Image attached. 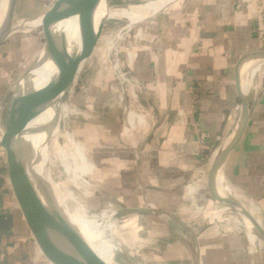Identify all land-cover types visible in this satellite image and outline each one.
<instances>
[{
	"label": "crops",
	"instance_id": "0c3cea01",
	"mask_svg": "<svg viewBox=\"0 0 264 264\" xmlns=\"http://www.w3.org/2000/svg\"><path fill=\"white\" fill-rule=\"evenodd\" d=\"M165 26L167 37L156 35L146 46L145 41L136 46L131 67L135 101L141 103L131 142L135 183H142L139 206L153 203L158 215L172 212L158 210L160 195L149 192L180 194L189 181L202 190L216 154L237 127L236 64L243 55L264 49V0L190 1ZM258 62L241 72V80L247 76L240 81L244 94L253 76L250 113L218 174L231 198L264 229V72L256 74L264 61ZM0 264H52L26 224L1 154Z\"/></svg>",
	"mask_w": 264,
	"mask_h": 264
},
{
	"label": "rangeland",
	"instance_id": "374dc122",
	"mask_svg": "<svg viewBox=\"0 0 264 264\" xmlns=\"http://www.w3.org/2000/svg\"><path fill=\"white\" fill-rule=\"evenodd\" d=\"M54 1L18 0L15 17L38 16ZM145 1L109 0L108 7L140 5ZM190 1L195 0H176L134 23L126 18L105 19L95 44L79 65L53 127L49 125L54 109L49 108L43 145L50 138L44 153L51 163L47 168L55 194L65 198L68 209L88 216L107 215L110 221L121 225L131 213L115 211L142 207V183H135V149L131 147L132 131L139 122L137 118L141 119L136 115L141 114V103L135 101L137 88L131 71L135 48L144 41L146 46L153 36L167 37L170 31L166 22ZM43 43L42 30L36 28L30 33L15 32L0 46L1 127L6 101ZM260 72H264V64L256 74ZM130 113L135 114L133 126L128 120ZM218 181L220 188L230 193L223 180ZM202 185L200 190L199 184L189 181L180 194H149L160 195L155 198L158 210L170 211L190 225L191 234L197 237L201 264H264V245L255 250L244 226L235 217L237 213L212 201L206 176ZM121 232L127 238L132 237V232L135 235V246L127 250L133 252L138 264H192L191 234L163 213L138 214L134 225Z\"/></svg>",
	"mask_w": 264,
	"mask_h": 264
},
{
	"label": "water",
	"instance_id": "95a60500",
	"mask_svg": "<svg viewBox=\"0 0 264 264\" xmlns=\"http://www.w3.org/2000/svg\"><path fill=\"white\" fill-rule=\"evenodd\" d=\"M102 0H55L44 13L35 17H15L17 0H7L4 21L0 28V46L15 33L13 24L19 21L28 23L36 19L40 23L33 29L40 28L44 43L34 62L20 75L15 83L4 107V122L1 127L0 154L9 175L13 193L17 199L26 224L40 251L52 264H105L98 259L77 237L73 226L57 206L47 181L35 178L32 145L25 141V136L36 131L29 123L49 108L54 109V120L57 122L58 112L63 99L71 89L79 65L95 44L101 26V19L95 26V14L101 8ZM109 2V0H108ZM76 18L80 36V49L69 52L64 35L56 32L61 22ZM264 61V49L243 55L236 64V89L241 100V114L237 127L228 143L218 151L207 173V186L213 202L224 204L228 209L251 220L264 241V232L237 201L231 197L219 195L215 187V176L227 157L240 139L246 126L249 113L251 92L246 94L241 89V72L252 62ZM49 65L54 69L53 75L40 88L35 87L31 72ZM119 212L147 214L156 216L148 208L119 209ZM167 217L179 224L191 234V229L172 214ZM127 264H135L124 253ZM192 264H198V247L195 235L191 234Z\"/></svg>",
	"mask_w": 264,
	"mask_h": 264
},
{
	"label": "bare ground",
	"instance_id": "6f19581e",
	"mask_svg": "<svg viewBox=\"0 0 264 264\" xmlns=\"http://www.w3.org/2000/svg\"><path fill=\"white\" fill-rule=\"evenodd\" d=\"M175 1L176 0H146L143 4H140V5L123 6V7L115 6L114 8L113 7L109 8L108 0H102L101 8L99 11L97 10L95 14V26L98 25L101 19H109V18L133 19L132 21H129V23L130 22L134 23L135 21H138L139 19H142V18H145V17H148L154 14L157 10ZM6 6H7V0H0V28L4 21V17L6 13ZM39 23H40L39 19H36L28 23L19 21L17 24L16 23L13 24V29L15 30L14 32L30 33L33 31V27L37 26ZM55 28H56V32L64 35L66 39L67 50L69 52L78 51L80 49V36H79V29H78V23H77L76 18L67 19L61 22L60 24H58ZM39 52L41 51L39 50ZM53 73H54V69L49 65L41 66L37 68L36 70H34L33 72H31V76L33 78V83L35 87L40 88L43 85H45V83L51 77V75H53ZM246 78L247 76L245 75L242 78L241 83H244ZM252 79H253V76L249 75L247 79V88H246L245 94L249 92V89L252 84ZM48 110L49 109L45 110L41 115H39L32 122L29 123L28 126L36 129L37 132L25 136V141L32 145L33 158L34 160H36L35 166H34V174L36 176L35 178H38V179L43 178L44 180L47 181V184L50 187V190L52 192L53 198L57 206L62 211L64 216L72 224L75 235H77L79 239L85 242L87 248L98 259H100L105 264H122V263L127 264V259H125V256H124V253H126V255L134 262L135 260L133 259V252L127 250V248L135 246L134 240L136 239V237L135 235L133 236V232H132L131 233L132 237L127 238L121 232V230L127 226L134 225L138 217V214L133 213L131 214V216L127 218L125 216L123 221H121V225H118V222L110 221L107 215L106 216L101 215V217L88 216L86 213H82L79 211L77 212L72 209H68L66 207L65 198L63 196L60 197L61 195L59 196L58 193H57L58 195L55 194L54 184L52 182V179L50 178L49 169L47 168V165L50 163V161L44 153V150L47 149V144L49 142L50 137H47L43 145L45 120H46V115L48 113ZM134 115L133 113H130L128 116V120L130 124H132V126L134 122L133 120ZM52 116L53 117L50 119L51 120L50 122L54 120V113ZM1 134H2V130L0 126V136ZM220 169L221 167L219 168V170ZM219 170L215 176L216 190L221 196L231 197L229 192H227L226 190H222L220 188L219 181L218 180L216 181V178H218L219 180H223L222 176L218 174ZM129 208L135 209L137 207H129ZM141 208H148L153 211L155 210L153 207H148V206H142ZM243 209L245 210V208ZM118 212L119 210L115 211L114 213H118ZM247 213L264 232V229L260 226L257 220L248 211ZM235 217L236 219L237 218L239 219L238 223H241L244 226L247 234L250 237V244H252V246L255 247V250L256 248L263 246L264 241L260 239L258 235V231L253 226L251 220L239 214H237V216ZM199 254H200V250H198V264H201V261L199 259ZM251 255L254 256V253L252 254L251 252ZM118 259H120L122 263H120ZM134 263L138 264L136 261Z\"/></svg>",
	"mask_w": 264,
	"mask_h": 264
}]
</instances>
